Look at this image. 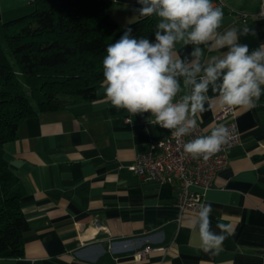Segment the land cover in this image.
<instances>
[{
	"label": "crops",
	"instance_id": "1",
	"mask_svg": "<svg viewBox=\"0 0 264 264\" xmlns=\"http://www.w3.org/2000/svg\"><path fill=\"white\" fill-rule=\"evenodd\" d=\"M31 2L0 0V43L3 24L30 12ZM213 3L224 12L221 30L247 24L258 35L241 37V43L250 49L264 44L261 0ZM135 7L118 4L112 13L124 26L142 18ZM216 54L205 50L206 57ZM101 85L92 101L63 96L61 107L25 118L16 138L0 145L18 179L29 223L23 255L0 258V264H264V96L255 107L235 108L241 143L229 149L227 165L202 197L213 208V231L219 232L218 221L232 226L213 256L201 249L191 226L197 212L180 214L175 205L176 181L146 180L118 168L146 152L162 130L149 113L113 107ZM218 109L200 114L204 131L212 128ZM144 246L163 249L136 259Z\"/></svg>",
	"mask_w": 264,
	"mask_h": 264
},
{
	"label": "clouds",
	"instance_id": "2",
	"mask_svg": "<svg viewBox=\"0 0 264 264\" xmlns=\"http://www.w3.org/2000/svg\"><path fill=\"white\" fill-rule=\"evenodd\" d=\"M136 2L134 13L158 21L154 39L136 37L128 27L106 46L101 86L113 107L132 115L149 113L156 125L179 139L192 134L200 114L210 108H251L264 96V44L250 49L241 43V37L258 35L254 27L221 30L224 12L213 0ZM188 46L192 50L181 56ZM205 50L217 54L206 57ZM227 137L221 124L184 143L183 151L208 160ZM212 212L211 203H202L191 226L199 233L201 249L214 256L232 226L218 221L219 232L213 231Z\"/></svg>",
	"mask_w": 264,
	"mask_h": 264
},
{
	"label": "trees",
	"instance_id": "3",
	"mask_svg": "<svg viewBox=\"0 0 264 264\" xmlns=\"http://www.w3.org/2000/svg\"><path fill=\"white\" fill-rule=\"evenodd\" d=\"M218 0H213L217 2ZM136 0H32V10L3 24L0 43V145L27 117L62 106L61 97L92 101L103 81L106 46L131 27L154 39L158 18L121 26L112 8ZM18 179L0 155V258L23 255L29 229Z\"/></svg>",
	"mask_w": 264,
	"mask_h": 264
},
{
	"label": "built area",
	"instance_id": "4",
	"mask_svg": "<svg viewBox=\"0 0 264 264\" xmlns=\"http://www.w3.org/2000/svg\"><path fill=\"white\" fill-rule=\"evenodd\" d=\"M258 16L264 17V0H261ZM236 118L235 108H219L213 113L212 128L224 125L228 129V137L220 150L208 160L193 159L183 151L184 143L197 136L210 134L212 128L204 131L198 122V127L192 134L179 139L173 137L169 130L161 128V137L153 140L146 152L137 154L131 164L127 166L119 164L118 168H126L146 180L176 181L175 205L179 213L198 212L205 190L212 186L218 171L228 163L229 149L241 143V133ZM160 249L163 248L144 246L136 251L134 256L138 260H143L150 252Z\"/></svg>",
	"mask_w": 264,
	"mask_h": 264
},
{
	"label": "rangeland",
	"instance_id": "5",
	"mask_svg": "<svg viewBox=\"0 0 264 264\" xmlns=\"http://www.w3.org/2000/svg\"><path fill=\"white\" fill-rule=\"evenodd\" d=\"M124 23V22H123ZM126 25V24H125Z\"/></svg>",
	"mask_w": 264,
	"mask_h": 264
}]
</instances>
